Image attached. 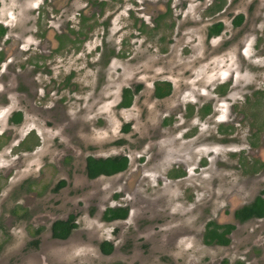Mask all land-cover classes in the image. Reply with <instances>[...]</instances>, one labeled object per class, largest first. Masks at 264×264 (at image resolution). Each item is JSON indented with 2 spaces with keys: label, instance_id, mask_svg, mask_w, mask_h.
Here are the masks:
<instances>
[{
  "label": "rangeland",
  "instance_id": "obj_1",
  "mask_svg": "<svg viewBox=\"0 0 264 264\" xmlns=\"http://www.w3.org/2000/svg\"><path fill=\"white\" fill-rule=\"evenodd\" d=\"M54 3L45 12L65 7ZM164 6L166 0H106L105 18L96 14L91 41L79 44L77 54L43 60L55 46L51 29L57 31L63 20L57 15L43 25V0H0V26L8 30L0 41L7 61L0 66V264H35L34 258L38 264H66L61 259L69 257L71 264H85L93 255L77 248L78 239L90 240L91 228L97 231L92 239L117 236L102 214L127 205L134 217L124 232L136 234L137 253L121 251L112 262L130 257L138 263L202 264L209 252L201 243L204 224L218 216L226 194L236 191L249 201L264 189V0H175L160 31H153L149 19ZM81 7L75 3L73 13ZM111 14L107 31L104 21ZM239 15L244 21L237 28ZM218 22L223 34L210 41L208 29ZM46 30L49 38L43 40ZM102 50L118 56L109 60ZM165 81L172 95L156 100L154 84ZM127 88L134 90L133 104L121 109ZM259 92L261 101L254 98ZM208 106L211 114L201 118L199 111ZM18 111L23 123L10 124ZM115 156L129 159L125 173L86 178L87 157ZM182 168L187 172L180 182L169 176ZM62 180L67 186L46 194L49 208L43 206V190ZM33 199L36 218L27 208ZM60 199L70 202L56 210ZM74 209L82 213L68 242L75 249L54 252L46 213L64 218ZM170 226H186L187 234L177 245H162L154 233ZM36 229L42 232L37 255L19 256ZM243 229L251 232V226ZM247 247L248 256L261 257L254 239Z\"/></svg>",
  "mask_w": 264,
  "mask_h": 264
},
{
  "label": "flooded vegetation",
  "instance_id": "obj_2",
  "mask_svg": "<svg viewBox=\"0 0 264 264\" xmlns=\"http://www.w3.org/2000/svg\"><path fill=\"white\" fill-rule=\"evenodd\" d=\"M54 1H63L65 7L61 4L56 9L52 10L54 14H51L50 12L44 10L45 6H49L48 3L51 4L52 0H43V25L44 22H51L54 17L57 15L60 16V18L63 20V23L60 24L59 29L57 31L51 29L53 31V41H54V48L51 50L50 54L48 56L43 57V60H46L45 58H50L53 54L62 55V54H77L79 51V44H86L87 42L91 41L94 32L96 29V26L98 24V20L95 18L96 14L100 18H105V10L104 5L106 3V0H53ZM110 1V0H109ZM75 3L82 4V7L77 9L74 13L72 11V7ZM173 3H175V0H166V6H164V11H159L156 15V17H151L149 20L151 22H148V24H153L152 30L159 32L160 28L162 27V23L164 20H166L169 17L170 9L172 8ZM55 5V3H54ZM217 6V5H215ZM223 5L218 4V11L220 12ZM213 9L211 8L210 11ZM215 10V9H214ZM216 11V10H215ZM217 12V11H216ZM217 12V13H219ZM216 14V13H215ZM117 15V14H116ZM115 15V17H116ZM71 16V17H70ZM69 17V18H68ZM74 19L76 20H68V19ZM239 17H243V20L240 25H236V20ZM46 18V20H45ZM114 20V14H111L107 16V18L104 21V28L108 31L109 27L111 28V25ZM55 21V18H54ZM244 21V16L239 15L236 17V19L233 21V24L235 27H240ZM142 25H147V21H142ZM217 25H221V30L218 34H214L213 30L214 27ZM2 27L5 32L2 36H0V41L2 39L6 38L8 36V30L4 26ZM87 27L86 31L87 33L83 35L81 33L85 28ZM225 29V26L222 22H218L216 24H213L208 29V35L207 39L212 41L216 38H219ZM49 35L47 30L43 32V40H48ZM95 51V49H94ZM112 53H114V56H118L115 51L107 50V52H103L101 55L104 57H107L109 60L114 58V56H111ZM45 55V53H43ZM5 51H0V66L7 63V61L4 58ZM167 82V81H165ZM170 83V82H168ZM156 84V83H155ZM155 84H154V92H155ZM171 84V83H170ZM172 86V84H171ZM134 92V90H133ZM172 92H173V86H172ZM171 94L168 96L170 97ZM154 95V94H153ZM263 93H256V96L254 98H257V100H262ZM166 97V98H168ZM155 98V97H154ZM164 98V99H166ZM156 100H164V99H157ZM122 100V99H121ZM210 109L211 107L208 106ZM212 112V109L210 110V115ZM20 114L21 116V122L14 123L13 119L17 114ZM199 116L201 118H205L207 115H204L203 111H199ZM203 115V116H202ZM8 122L12 125H21L23 123V115L22 112H14L10 115ZM26 150H31L27 148ZM127 158L125 156H115V157H108V158H95V157H87L85 161V167L84 172L86 175V178L90 181L97 180L102 177L106 176H100L98 178H90L89 171H88V161L89 159H109V158ZM128 159V158H127ZM182 161H185V157L181 158ZM178 161L177 163L183 164L184 166H187L184 162ZM16 166V165H12ZM130 166L129 159H128V167L124 172H121L119 174L125 173ZM17 168V167H15ZM14 169V168H11ZM10 169V170H11ZM179 169V168H178ZM181 169V168H180ZM181 172V173H179ZM187 170L181 171H175L174 174L170 173V177L172 179L177 180V182H180L184 177L186 176ZM256 172V170H254ZM117 174V175H119ZM115 175V176H117ZM114 177V176H112ZM110 178V177H108ZM67 186L66 181L62 180L56 183L53 186V189H45L43 190V206L49 208L47 205V202L44 201V196L46 194H57L60 190L64 189ZM55 196V195H53ZM224 196V195H223ZM74 198V197H73ZM226 205L221 207L219 214L214 219H210L204 224V228L202 231L201 236V243L204 248L208 249L209 252H207V255L203 258L202 264H264V189H260L256 192V194L250 198V200L244 199L240 194H238L236 191H233L226 194ZM72 199V198H70ZM70 199H68L66 202H62L60 199L59 206L56 210H58L60 207H62L64 204H68L70 202ZM29 201V200H27ZM29 206L28 209L31 210V216L36 218L37 213L36 210L38 209V204L36 201L30 200L29 203H27ZM26 204V205H27ZM70 210H73V208L68 207ZM74 208H78V202L74 203ZM117 211L119 213L124 212L125 216H110L109 219H106V214L108 211ZM48 218L50 219L49 223V238L53 242H55L56 246L54 248V252H57V249H66V250H73L75 248H70L68 246V242L73 239L78 232L79 229V222L78 219L81 218L82 213L79 211H71L66 217L64 218H58L57 212H47L46 213ZM171 216L174 217V214L170 213ZM86 215H88L90 218V213L88 212ZM131 217H134V213H132V209L130 206H116V207H107L102 214V221L107 224L113 225V230H111V233L118 234L117 236L110 235L107 238H94L97 231L95 228H91L88 232L89 239L87 241H82L78 239V245L77 248H81L84 246V249H89L91 253L89 256L85 259V264H96L101 262H106L107 264H149L140 262L138 263L136 260H131V258H123L111 261L112 257L116 255V257L119 255L121 251H124L127 255L135 256L137 253V239L136 234H128L127 232H124L125 225L129 223L131 220ZM133 220V219H132ZM251 226V232H247L244 230V227H250ZM186 226L181 229V227L173 228L168 227L165 230H161L158 233H154V238L157 239L159 243L162 245H166L168 242H172L173 244H178V238L179 236L185 235ZM36 236L29 238L25 246L20 250L21 252L18 253L19 256H21L23 253H27L28 255H37V251L41 247L40 241L42 240V232H40V229H36ZM138 233V232H136ZM199 235V233H198ZM239 235L240 239L236 240L235 237ZM200 236V235H199ZM160 237V238H159ZM159 238V239H158ZM191 238V237H190ZM116 239L119 241L117 242ZM250 239H254V245H256L259 249H261V257L259 258L256 255L248 256L249 253H251L250 248L248 246V241ZM76 240V239H75ZM98 242L97 246L91 245L92 242ZM145 242L142 240V243ZM260 242V243H259ZM219 249H224L223 252L220 254L216 251ZM235 255V259H230V254ZM9 259H14L16 261L17 254L15 252H9ZM69 257V256H68ZM70 258H64L61 259L62 262L66 264L70 263ZM73 259V258H72ZM54 261V260H53ZM32 263L38 264V259L34 258ZM172 264H178L177 261L173 262ZM185 264H197L196 262H190Z\"/></svg>",
  "mask_w": 264,
  "mask_h": 264
},
{
  "label": "trees",
  "instance_id": "obj_3",
  "mask_svg": "<svg viewBox=\"0 0 264 264\" xmlns=\"http://www.w3.org/2000/svg\"><path fill=\"white\" fill-rule=\"evenodd\" d=\"M243 20V17H239L236 20V25H240ZM221 25H217L214 27L213 33L218 34L221 30ZM5 30L0 27V36L4 34ZM111 56H114V53H112ZM142 87H136L135 91H138ZM172 92V86L168 82H157L155 84V92H154V97L157 99H164L168 97ZM133 99H134V92L131 89H125L123 90L122 93V101L119 105V108L121 109H129L132 104H133ZM209 107H205L203 112L204 115H208L210 112ZM21 115L18 113L13 121L14 123H19L21 122ZM128 127H126L125 132L128 131ZM88 171H89V176L90 178H98L100 176H106V177H112L115 176L121 172H124L127 167H128V159L121 157V158H109V159H89L88 161ZM125 213H119L117 211H108L106 214V219H109L110 216H121L124 217Z\"/></svg>",
  "mask_w": 264,
  "mask_h": 264
}]
</instances>
